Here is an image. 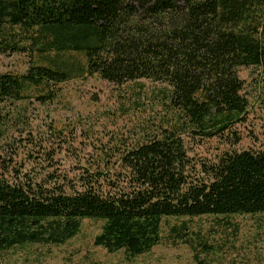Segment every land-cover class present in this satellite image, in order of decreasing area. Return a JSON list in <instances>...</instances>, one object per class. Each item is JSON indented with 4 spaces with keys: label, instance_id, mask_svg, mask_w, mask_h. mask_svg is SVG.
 <instances>
[{
    "label": "trees",
    "instance_id": "trees-1",
    "mask_svg": "<svg viewBox=\"0 0 264 264\" xmlns=\"http://www.w3.org/2000/svg\"><path fill=\"white\" fill-rule=\"evenodd\" d=\"M52 52L82 53L84 74L115 85L166 84L175 121L75 155L52 120L38 133L25 107L32 87L43 90L39 104L54 102L70 70L33 63L0 74V248L49 241L39 230L48 219L62 243L89 218L104 221L95 245L135 257L161 242L166 217L264 213V147L226 150L196 169L184 138L241 141L234 126L250 101L239 72L264 75V0H0V54Z\"/></svg>",
    "mask_w": 264,
    "mask_h": 264
},
{
    "label": "rangeland",
    "instance_id": "rangeland-1",
    "mask_svg": "<svg viewBox=\"0 0 264 264\" xmlns=\"http://www.w3.org/2000/svg\"><path fill=\"white\" fill-rule=\"evenodd\" d=\"M33 63L70 70L71 77L61 84L60 96L54 102L39 104L37 97L43 90L32 87L26 93L31 102H26L25 107L38 133L47 132L42 123L52 120L58 130L64 131V139L74 143L75 155L92 154L90 143L108 146L115 138L136 140L175 121H171L165 102L166 84L141 79L115 85L98 75L88 76L84 74L86 58L79 52L0 54V74H22ZM239 73L250 101L247 121L234 126L241 141L231 145L233 136L228 134L226 139L184 136L189 156L199 163L196 169L200 163H214L226 150L264 147V75L252 67L241 68ZM7 109L0 105L3 115ZM27 135L26 131L14 132L22 141ZM34 137L37 138L35 134ZM27 146L21 148L19 163H30L23 151L34 145ZM62 168L68 170V165ZM57 223L48 219L39 228L46 237L53 236L49 241L0 248V264H264V213L166 217L161 242L150 252L135 257L124 250L110 253L95 245L103 220L82 219L77 234L62 243L54 237L59 231Z\"/></svg>",
    "mask_w": 264,
    "mask_h": 264
}]
</instances>
